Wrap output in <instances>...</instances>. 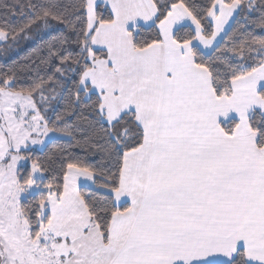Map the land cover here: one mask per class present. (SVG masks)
<instances>
[{
	"label": "snow or ice",
	"instance_id": "1",
	"mask_svg": "<svg viewBox=\"0 0 264 264\" xmlns=\"http://www.w3.org/2000/svg\"><path fill=\"white\" fill-rule=\"evenodd\" d=\"M11 15L49 39L0 71V264H264V0Z\"/></svg>",
	"mask_w": 264,
	"mask_h": 264
},
{
	"label": "trees",
	"instance_id": "2",
	"mask_svg": "<svg viewBox=\"0 0 264 264\" xmlns=\"http://www.w3.org/2000/svg\"><path fill=\"white\" fill-rule=\"evenodd\" d=\"M35 2V0H33ZM189 2L201 3L202 0H189ZM28 3V0H0V24H3L6 20L13 27H15L22 19L18 15H11L12 12L19 13L21 6ZM233 27H236L235 22H232ZM150 33L145 32L144 35ZM49 39L48 36H37L35 32L29 33L27 39H20L14 44H2L0 45V71L7 70L8 68L20 69L21 77L29 78L34 77L37 71V66L41 69L43 74V65L39 64V57L41 52L38 50H46L44 41ZM70 86V84H69ZM59 91V89H57ZM63 102L55 105L57 111L63 110ZM54 118L53 113H49ZM85 115L87 112L85 111ZM82 126L87 127L83 121ZM67 146V141H60L57 145H49V149L45 152L37 150L36 155L43 158L47 152L52 148H64ZM77 155L84 158V152L79 148L72 149ZM92 162L98 161L99 157H87Z\"/></svg>",
	"mask_w": 264,
	"mask_h": 264
},
{
	"label": "rangeland",
	"instance_id": "3",
	"mask_svg": "<svg viewBox=\"0 0 264 264\" xmlns=\"http://www.w3.org/2000/svg\"><path fill=\"white\" fill-rule=\"evenodd\" d=\"M102 7H103V5H102ZM20 39H18L16 42H18ZM9 44H14L13 42H11V41H9L8 42ZM2 44H4V43H0V45H2ZM37 148H39V146H37Z\"/></svg>",
	"mask_w": 264,
	"mask_h": 264
},
{
	"label": "crops",
	"instance_id": "4",
	"mask_svg": "<svg viewBox=\"0 0 264 264\" xmlns=\"http://www.w3.org/2000/svg\"><path fill=\"white\" fill-rule=\"evenodd\" d=\"M230 23H232V22H230ZM227 27V26H226Z\"/></svg>",
	"mask_w": 264,
	"mask_h": 264
}]
</instances>
